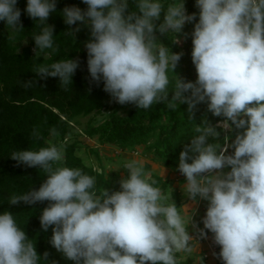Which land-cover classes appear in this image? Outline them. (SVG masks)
I'll return each mask as SVG.
<instances>
[{
	"label": "clouds",
	"instance_id": "obj_1",
	"mask_svg": "<svg viewBox=\"0 0 264 264\" xmlns=\"http://www.w3.org/2000/svg\"><path fill=\"white\" fill-rule=\"evenodd\" d=\"M17 3L0 0V21L19 33L23 24ZM82 3L86 10L63 8V21L70 26L66 34L75 37L81 28L71 26L77 22L89 29L87 70L91 82L103 81L112 101L144 110L163 103L176 111L186 104L192 120L197 105L206 103L214 116L225 118L216 125L196 124L198 135L183 144L178 156L176 170L185 177L188 199L207 202L203 228L193 215H181L171 192L156 186L140 162L123 165L127 174L118 181L119 190L97 188L96 176L66 166L63 147L51 142L10 154L17 166L38 168L46 179L38 189L12 194L9 203L48 201L39 217L41 229L51 227L49 243L74 264H177V253L193 250L190 225L199 238L212 234L223 264H264V0H196L198 22L190 34L195 82L175 74L183 53L173 52L157 36H177L186 23L197 21L184 0ZM56 10L57 0H27L24 12L42 25L32 36L35 54L59 52L55 26L47 23ZM79 67V57L66 58L37 64L33 73L41 80L58 77L60 87L69 91ZM222 131L227 133L223 140ZM57 134L50 129L51 136ZM31 136L42 139L35 128ZM35 245L11 212L0 214V264H57L49 262L48 251L38 255Z\"/></svg>",
	"mask_w": 264,
	"mask_h": 264
},
{
	"label": "trees",
	"instance_id": "obj_2",
	"mask_svg": "<svg viewBox=\"0 0 264 264\" xmlns=\"http://www.w3.org/2000/svg\"><path fill=\"white\" fill-rule=\"evenodd\" d=\"M162 2L167 4L173 0ZM129 3L132 4V0H129ZM184 3L188 14L197 13V21L186 23L182 33L177 36L171 32L162 37L157 33V36L161 40L159 42L170 47L173 52L183 53L175 74L195 82L197 73L191 59L193 45L190 34L194 30L195 22H198L199 9L195 6L196 0H184ZM26 4L27 0H18L17 3L22 13L23 31L17 33L7 28L5 22L0 21V214L9 211L15 216L19 226L24 228L27 236L36 243L38 255L48 251L49 262L74 264L49 243L52 236L51 227L47 232L41 229L39 217L48 201L35 205L9 203L12 194H21L31 188L38 189L46 179L45 173L38 168H29L23 164L17 166V162L10 158L13 151L38 150L40 147L48 146L51 138H59L64 142L72 135L73 125L80 117L106 111L108 116L102 121L95 123L93 118L90 119L86 128L88 136H97L102 144L117 145L122 150L143 146L152 152L163 166L181 174L176 170L179 152L184 143H189L192 137L198 135L195 132L196 124L203 125L207 121L216 125L225 118L214 116L208 111L206 103L197 105L192 120L186 111V104L181 105L176 111L167 109L163 103L144 110L133 104L120 105L112 101L110 94L103 90V81L98 86L91 82L87 70L84 43L90 37L89 29L77 22L71 26L81 28L75 33V37L66 34V31H70V26L63 21L61 13L63 8L75 5L86 10L87 5L82 3V0H57V10L50 14L47 23L55 26L53 34L56 44L59 45V52L48 55V50L46 52L37 50L36 54L33 51L35 41L32 36L40 32L42 25L24 12ZM160 22L162 18L157 23ZM183 33L189 35L185 37ZM175 37L178 43H174ZM77 57L80 59V67L72 77L73 83L69 91H64L60 87L58 77L41 80L33 73V67L37 64H50L61 59ZM173 75L169 73L170 78ZM30 80L37 81L34 87L25 89L21 86ZM171 94L170 91L169 98ZM34 128L38 129L42 136L39 141H35L31 136ZM52 128L56 129L58 133L56 136L50 135ZM226 134L222 131L221 140ZM79 146L80 143L76 140L65 143L66 166L78 167L96 176L97 188L119 190L118 181L127 174L126 170L124 169V176L119 171H111L109 174H105L103 170L97 171V168L86 164L78 154ZM151 177L157 181L156 186L168 192L171 185L169 178H163L156 173H152ZM174 195L180 200L177 190ZM178 204L182 202L179 201ZM177 264H194V258L188 256L182 259L177 253ZM216 264L223 262L218 260Z\"/></svg>",
	"mask_w": 264,
	"mask_h": 264
},
{
	"label": "rangeland",
	"instance_id": "obj_3",
	"mask_svg": "<svg viewBox=\"0 0 264 264\" xmlns=\"http://www.w3.org/2000/svg\"><path fill=\"white\" fill-rule=\"evenodd\" d=\"M188 13V12H187ZM161 41V40H160ZM26 45V42L25 44ZM108 116V112L104 111L101 113H94L89 116L80 117L78 122L73 125L72 135L68 140L62 142L59 138H51L49 142L57 144V146L63 147L65 149V143L71 141H78L80 143L78 154L82 156L85 163L92 165L98 170H103L105 174H109L111 171H119L122 176H124V167L123 165L129 161L136 160L144 167L145 171L150 175L156 173L162 175L165 178H169L172 182L168 189V192H171L172 199L175 202L176 206L179 207L181 215L189 218L192 214V209H189L186 206L188 195L185 191V177L179 173L173 172L171 169L162 165L161 162L155 157L152 152L147 151L143 146H138L134 149L122 150L117 145L112 144H102L97 136L90 137L86 134V128L88 127L89 121L91 118L98 123L105 119ZM242 131V130H240ZM233 149H230L228 154H231ZM179 191L180 200L174 195L175 190ZM183 201V205L178 204L179 201ZM207 206V202L203 201L200 206V210H204V207ZM200 214L198 212L196 218L193 220L195 223H199ZM202 216V215H201ZM191 225L189 226V228ZM182 259L190 256V253L182 252L178 253Z\"/></svg>",
	"mask_w": 264,
	"mask_h": 264
},
{
	"label": "crops",
	"instance_id": "obj_4",
	"mask_svg": "<svg viewBox=\"0 0 264 264\" xmlns=\"http://www.w3.org/2000/svg\"><path fill=\"white\" fill-rule=\"evenodd\" d=\"M163 178H165V177H163ZM179 191H181V190H179ZM179 191H178V193H179ZM187 200L188 201L186 203V206L189 209H192L193 220L196 218L197 213L201 212L200 221L198 224L197 223L196 224L198 225L199 228H203V223L201 222V220H202V217L205 215L207 206L204 207V210H202V211L200 210L201 209L200 206L204 200H200L199 198H197V200L195 202L190 200V199H187ZM181 202H182V204H180V205H183L184 200L183 201L181 200ZM188 231H189L190 235L193 236V240L190 241V245L193 249L192 252L190 253V256H192L194 258V264H216L218 262V260H220L218 258V253L220 252V246H218L214 243V240L212 238V234L209 232L207 235V238L202 239L196 235V231L192 228V226L190 228H188ZM214 253L217 255H214Z\"/></svg>",
	"mask_w": 264,
	"mask_h": 264
}]
</instances>
